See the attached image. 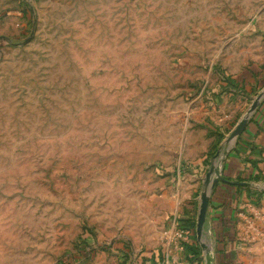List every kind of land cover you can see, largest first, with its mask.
<instances>
[{
  "label": "rangeland",
  "instance_id": "374dc122",
  "mask_svg": "<svg viewBox=\"0 0 264 264\" xmlns=\"http://www.w3.org/2000/svg\"><path fill=\"white\" fill-rule=\"evenodd\" d=\"M263 90L264 0H0V264H205L179 221ZM254 206L216 264H264Z\"/></svg>",
  "mask_w": 264,
  "mask_h": 264
},
{
  "label": "crops",
  "instance_id": "0c3cea01",
  "mask_svg": "<svg viewBox=\"0 0 264 264\" xmlns=\"http://www.w3.org/2000/svg\"><path fill=\"white\" fill-rule=\"evenodd\" d=\"M239 121L232 128H235ZM219 153V157H215V161L205 171L206 179L212 166L220 164L222 174L227 180L218 182L209 207L210 231L216 240V245L219 248L222 243L225 253L238 248L240 242L237 237L240 234H237V230L240 229L236 225L238 217L241 216L240 212L244 209L245 212H250L256 204L263 207L258 211L262 219L258 221L256 233L248 228L253 223L248 218L245 239L256 235L258 238L263 237V239L259 238L261 242L259 246L264 249V101L252 116L246 131L236 142ZM215 177L217 174L213 175V178Z\"/></svg>",
  "mask_w": 264,
  "mask_h": 264
},
{
  "label": "water",
  "instance_id": "95a60500",
  "mask_svg": "<svg viewBox=\"0 0 264 264\" xmlns=\"http://www.w3.org/2000/svg\"><path fill=\"white\" fill-rule=\"evenodd\" d=\"M264 101V90L256 97L251 107L247 111L246 115L238 122L236 127L232 130L231 134L226 140L228 145L233 144L237 139L246 131L252 116L259 110ZM220 153L216 154L218 158ZM217 174V177L213 178V175ZM226 182L224 175L222 174V168L220 164L212 166L210 171L206 175L205 189L201 193V203L199 207V213L197 218L196 236L197 240L205 253V264H216V259L211 252L209 245L206 242L205 228L209 215V207L213 191L218 182Z\"/></svg>",
  "mask_w": 264,
  "mask_h": 264
},
{
  "label": "trees",
  "instance_id": "16d2710c",
  "mask_svg": "<svg viewBox=\"0 0 264 264\" xmlns=\"http://www.w3.org/2000/svg\"><path fill=\"white\" fill-rule=\"evenodd\" d=\"M229 80H232V79H229ZM227 81H228L227 79H225V78L223 79V82H227ZM221 141L222 140L220 139L217 144L219 145V143ZM238 191L240 192V189ZM227 222L229 223V220ZM189 228L191 230L195 231V229H196V221L194 219H183V220L179 221V229L180 230H187ZM196 239H197V237L195 236V240H194L193 243H186L185 244V252H186V255L188 257V260H191L192 262L194 260H198V258H197V256H198L197 252H198L199 248H198V242H197Z\"/></svg>",
  "mask_w": 264,
  "mask_h": 264
}]
</instances>
